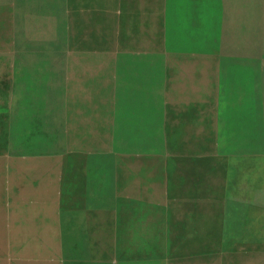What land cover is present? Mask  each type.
I'll return each mask as SVG.
<instances>
[{
	"label": "rangeland",
	"instance_id": "rangeland-1",
	"mask_svg": "<svg viewBox=\"0 0 264 264\" xmlns=\"http://www.w3.org/2000/svg\"><path fill=\"white\" fill-rule=\"evenodd\" d=\"M135 27L144 58L121 59ZM38 97L68 99L75 124L64 194L32 222L94 181V257L58 253L54 229L9 234L31 204L6 197L54 174L3 169L11 119ZM0 171V264H264V0H0Z\"/></svg>",
	"mask_w": 264,
	"mask_h": 264
},
{
	"label": "crops",
	"instance_id": "crops-1",
	"mask_svg": "<svg viewBox=\"0 0 264 264\" xmlns=\"http://www.w3.org/2000/svg\"><path fill=\"white\" fill-rule=\"evenodd\" d=\"M138 32L135 29L127 32L126 42L123 43V51L121 59H143V53L141 51L143 42L138 41ZM139 44L141 47L139 48ZM140 49V50H139ZM154 60L159 59V53H153L149 56ZM55 58H59L56 56ZM137 78V76H136ZM154 87H156L155 93H158V85L160 84V79L158 74L154 73L152 76ZM133 79L130 78V83ZM60 86L63 87V80L61 78ZM48 84V77L44 79H35L33 86H37L44 93H46V87ZM82 86H86L85 83ZM155 89V88H154ZM134 95L132 89L125 91V94ZM75 98H79L84 105H88L91 102L88 95H83L84 97L80 98V92L74 94ZM124 97V96H123ZM126 101V100H125ZM68 102V99L64 102V99L61 100H48L45 98H31L30 100H25L23 102L25 110H30L27 116H18L12 117L13 124L12 127H8L9 133V142L10 148H7L5 151L9 155V158L6 159L5 163L7 170L13 168H20L25 171H35L54 173L50 178L42 177L43 180H40L39 175L35 180L36 183L41 182L42 184H34L30 181L29 177L25 176L24 180L20 184L24 188V194L16 193L11 191V195L6 197V201L9 205H14L16 201H22L25 203H30L31 208L25 215L26 219H31L29 224H26L21 231H16L12 233L9 231V234H23L30 236H42L47 235L48 230L54 229L53 235H58L63 237L61 245H56L58 253H64L70 255L72 258L83 259V257L91 256L94 257V232H95V215L96 210L91 206L95 203L96 196V187L94 181L90 183L77 181V185L74 187V194L79 195L75 200L71 201L74 205L67 209L66 211L58 212L56 210V218L54 222H32L35 219L44 218V212L47 213V204L55 203L59 201L61 196L64 194L62 187V177L63 174L55 176V173H62L65 171L64 163L61 156L65 155L64 139H68V134L73 132V125L75 120L73 116H68V105L65 103ZM126 105L130 104L126 101ZM158 105V100H157ZM74 114L75 107L71 105ZM78 109V108H77ZM79 112V110H78ZM71 120V122H69ZM85 124L88 123V119L85 120ZM23 125V126H21ZM20 126V127H18ZM27 126V127H26ZM95 126V125H94ZM89 129V126H86ZM86 129V130H87ZM29 130V139L25 138V142L21 145L17 143V138L21 135V131ZM24 133V132H23ZM48 133H52L55 136L53 140H47ZM18 134V135H17ZM17 135V136H16ZM13 147H12V146ZM69 155V153H67ZM18 156V157H17ZM18 164L19 166L15 165ZM3 166V165H1ZM4 167V166H3ZM69 170V169H68ZM60 178V180H59ZM18 182V183H19ZM49 183V184H48ZM85 183L86 187H82L81 184ZM72 193V192H71ZM72 193V194H73ZM28 210V209H27ZM10 218H13L12 215L8 214V225L10 226ZM17 218V217H16ZM47 219V217H46ZM11 229V228H9ZM91 236V237H90ZM67 237V239H65ZM68 237H71L69 240ZM76 238H78L76 240Z\"/></svg>",
	"mask_w": 264,
	"mask_h": 264
},
{
	"label": "bare ground",
	"instance_id": "bare-ground-1",
	"mask_svg": "<svg viewBox=\"0 0 264 264\" xmlns=\"http://www.w3.org/2000/svg\"><path fill=\"white\" fill-rule=\"evenodd\" d=\"M1 171H2V170H1ZM1 171H0V172H1ZM1 178H2V176H1ZM1 178H0V179H1ZM1 182H2V181H1ZM1 184H2V183H1ZM0 190H1V189H0ZM0 193H1V192H0ZM1 196H2V195H1ZM1 235H2V234H1ZM2 241H3V240H2Z\"/></svg>",
	"mask_w": 264,
	"mask_h": 264
}]
</instances>
